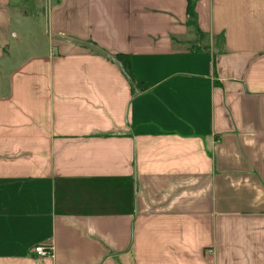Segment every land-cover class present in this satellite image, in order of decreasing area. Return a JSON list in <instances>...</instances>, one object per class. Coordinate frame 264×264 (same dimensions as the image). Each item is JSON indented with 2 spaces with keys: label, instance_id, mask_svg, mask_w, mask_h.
Listing matches in <instances>:
<instances>
[{
  "label": "crops",
  "instance_id": "0c3cea01",
  "mask_svg": "<svg viewBox=\"0 0 264 264\" xmlns=\"http://www.w3.org/2000/svg\"><path fill=\"white\" fill-rule=\"evenodd\" d=\"M0 76V264H264V0H0Z\"/></svg>",
  "mask_w": 264,
  "mask_h": 264
},
{
  "label": "trees",
  "instance_id": "16d2710c",
  "mask_svg": "<svg viewBox=\"0 0 264 264\" xmlns=\"http://www.w3.org/2000/svg\"><path fill=\"white\" fill-rule=\"evenodd\" d=\"M116 57L122 62L124 68L126 69L127 73L131 76V78L135 80V76L133 74L132 67H131V60L127 56V54L120 53V54H117Z\"/></svg>",
  "mask_w": 264,
  "mask_h": 264
},
{
  "label": "built area",
  "instance_id": "2783aa9c",
  "mask_svg": "<svg viewBox=\"0 0 264 264\" xmlns=\"http://www.w3.org/2000/svg\"><path fill=\"white\" fill-rule=\"evenodd\" d=\"M35 251L38 253L39 256H48L54 253L53 247L51 245H44V244H40L36 246Z\"/></svg>",
  "mask_w": 264,
  "mask_h": 264
},
{
  "label": "rangeland",
  "instance_id": "374dc122",
  "mask_svg": "<svg viewBox=\"0 0 264 264\" xmlns=\"http://www.w3.org/2000/svg\"><path fill=\"white\" fill-rule=\"evenodd\" d=\"M134 82L136 83L135 80H134ZM6 85H7L6 79L4 77H1L0 76V87L5 89L6 88Z\"/></svg>",
  "mask_w": 264,
  "mask_h": 264
}]
</instances>
